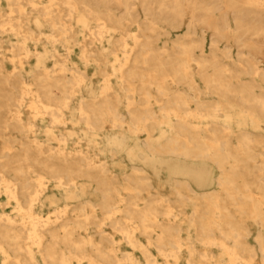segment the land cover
<instances>
[{
  "label": "bare ground",
  "instance_id": "bare-ground-1",
  "mask_svg": "<svg viewBox=\"0 0 264 264\" xmlns=\"http://www.w3.org/2000/svg\"><path fill=\"white\" fill-rule=\"evenodd\" d=\"M0 264H264V0H0Z\"/></svg>",
  "mask_w": 264,
  "mask_h": 264
},
{
  "label": "rangeland",
  "instance_id": "rangeland-1",
  "mask_svg": "<svg viewBox=\"0 0 264 264\" xmlns=\"http://www.w3.org/2000/svg\"><path fill=\"white\" fill-rule=\"evenodd\" d=\"M1 2H3V0H1ZM4 4V3H3ZM43 28L45 29L44 31H45V33H48L49 32V29L46 27V26H43ZM78 31H80L78 34H80L81 33V27H79L78 28ZM10 40H12V39H10ZM81 40H82V38L81 37H79V39H78V42H81ZM45 45H48V47H49V44L48 43H46ZM29 46H30V48H32V49H35V48H38V50H41L42 49V47H43V45L41 44V42H37L36 44H34V43H29ZM58 49H60V51L61 52H64L65 51V48L62 46V45H58ZM79 52H80V50H79V48L77 47V46H75L74 48H73V51H72V54H73V60H75V61H77V62H81V60L79 59ZM88 74H89V76L90 77H94V80H93V84L91 85V87L93 88H95V87H97L98 86V84L101 82V80L99 79V78H97V76H96V68L94 67V66H92V67H90V68H88ZM80 131V130H79ZM82 141V140H81ZM109 231H111V229H106V232H109ZM120 246H121V248H123V250H127L128 248H129V246L127 245V244H125V243H120Z\"/></svg>",
  "mask_w": 264,
  "mask_h": 264
}]
</instances>
